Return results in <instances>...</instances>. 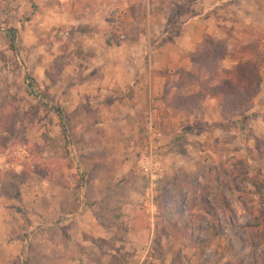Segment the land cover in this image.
<instances>
[{"label":"rangeland","instance_id":"rangeland-1","mask_svg":"<svg viewBox=\"0 0 264 264\" xmlns=\"http://www.w3.org/2000/svg\"><path fill=\"white\" fill-rule=\"evenodd\" d=\"M98 1L77 0V24L71 0H0V264H264V61L243 106L177 105L187 82L136 107L133 85L91 90Z\"/></svg>","mask_w":264,"mask_h":264},{"label":"crops","instance_id":"crops-1","mask_svg":"<svg viewBox=\"0 0 264 264\" xmlns=\"http://www.w3.org/2000/svg\"><path fill=\"white\" fill-rule=\"evenodd\" d=\"M98 2L93 6L92 14H88L87 23L94 29L92 32L88 30L90 33L84 47L86 51L92 52L88 71H100L99 75L102 76L101 81L95 79L96 75L90 81L91 90L101 89L104 94H112L116 90L121 94L120 90H124L126 94V87L133 85L136 90V107L158 105L159 101L162 103L165 99L169 106L173 93L166 90L171 88L176 92L179 89L182 71L198 73V64L192 56L206 43L220 41L233 47L245 41L248 36L257 34L262 40L264 37V0ZM136 2L139 6L137 9L134 8ZM90 3L93 2L90 0ZM78 6L77 0H71L70 4H58L62 14L70 16L69 19L77 24L83 18H74L78 16ZM61 18L67 21V17ZM118 22L121 32L117 33L120 40L116 42L114 30ZM239 62L238 59L226 57L221 61V68L228 69ZM212 91V87L208 86L202 107L206 113L209 107L215 105L217 108L222 102V96ZM180 116L177 122L183 123L184 128L185 118L187 121L190 118L186 114ZM59 197L57 202L61 208L65 202L72 207L78 205L77 196L73 194L62 193ZM64 213L66 210L62 208ZM67 262L82 264L79 260Z\"/></svg>","mask_w":264,"mask_h":264},{"label":"trees","instance_id":"trees-1","mask_svg":"<svg viewBox=\"0 0 264 264\" xmlns=\"http://www.w3.org/2000/svg\"><path fill=\"white\" fill-rule=\"evenodd\" d=\"M33 6H36L35 3H33ZM252 38H258L257 34L252 35ZM252 42L245 41L230 47L228 44L219 41L214 42L215 46L212 49L202 47L198 52L194 53L192 59L198 64V73H189L190 80L187 81L184 77L180 81L179 88L181 90L188 85L187 82H192L199 86V90L190 95H179L175 103L182 107L199 108L203 105L206 95L204 86L212 85L216 94L223 96L221 108L230 109L247 104L260 89L257 71L261 68L264 61V54L260 51L259 46L251 45ZM12 48L14 51L17 50L13 42ZM226 57L242 60L231 68L222 69L221 61ZM31 82L38 85L34 78H31ZM54 110L63 122V109L61 107H54ZM63 129L66 137L69 139L66 126H63ZM78 188H82L81 184ZM232 227L236 229L238 225L234 224Z\"/></svg>","mask_w":264,"mask_h":264}]
</instances>
